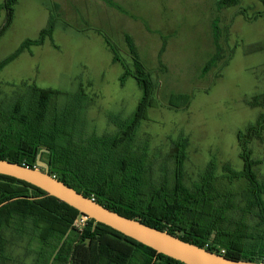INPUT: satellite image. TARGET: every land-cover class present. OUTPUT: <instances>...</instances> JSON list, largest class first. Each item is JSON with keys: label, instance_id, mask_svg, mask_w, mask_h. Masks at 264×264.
<instances>
[{"label": "rangeland", "instance_id": "obj_1", "mask_svg": "<svg viewBox=\"0 0 264 264\" xmlns=\"http://www.w3.org/2000/svg\"><path fill=\"white\" fill-rule=\"evenodd\" d=\"M44 1L18 0L15 4L13 20L0 35V61L24 40L38 37L47 23V11L41 6ZM115 1L127 9V14L101 2L95 4L101 29L127 63L126 68L112 62L110 50L96 36L56 30L52 40L59 50L47 40L0 70V107L7 110L11 102L27 99L33 85L51 89L56 93L46 109L48 121L65 124L74 142H86L92 134H114L132 117L142 97L132 74L121 80L125 70L134 71L123 37L128 33L155 81L151 101L134 128L129 148L131 154L143 160L146 182L154 187L163 181L168 186L173 184L172 142L182 138L186 141L185 186L192 188L200 183L212 163L216 200L220 198L217 202L224 203V196L230 198L225 226L233 228L243 222L246 232H254L257 219L252 212H243L248 182L244 178L228 180L223 166L242 170L238 133L264 114V5L260 0H240L218 9V0ZM5 18L1 9L0 30ZM214 20L221 31L224 58L201 74L214 52ZM247 148L255 160L253 169L264 183V127L260 136L250 139ZM40 160L46 161L47 157L40 155ZM4 233L8 259L0 264H40L42 260L64 264L53 261L52 256L57 245L66 248L70 239L43 243L31 230L19 235L5 228Z\"/></svg>", "mask_w": 264, "mask_h": 264}, {"label": "trees", "instance_id": "obj_2", "mask_svg": "<svg viewBox=\"0 0 264 264\" xmlns=\"http://www.w3.org/2000/svg\"><path fill=\"white\" fill-rule=\"evenodd\" d=\"M17 1L3 0L0 3V10L6 13L0 35L11 24ZM239 1L218 0L216 7H228ZM260 1L264 5V0ZM55 23L51 15L37 38L24 40L0 61V70L22 52L30 51L32 46L41 45L46 39L52 40ZM212 32L214 52L202 66L201 74L224 58L219 42L221 31L216 20L212 22ZM125 42L134 71L125 70L121 80L132 74L142 89L137 108L125 125L121 124L112 135L92 134L86 142H74L65 124L59 126V123L48 121L46 109L56 92L33 85L27 99L11 102L7 110L0 107V159L36 167L37 155L46 156L44 162L48 164L49 174L106 208L227 258L264 263V183L253 169L255 160L247 148L251 138L260 136L264 114L244 132L238 133L244 162L242 170H235L228 164L223 166L224 177L228 180L244 178L248 182L243 193L246 200L243 212H252L257 219V225L253 227L255 231L248 233L243 222L236 223L233 228L225 226L230 198L224 196V203L217 202L220 198L216 200L218 193L212 163L206 167L200 183L192 188L185 186L184 139L172 142L175 158L173 184L168 186L163 181L154 187L146 182L144 162L131 154L129 148L134 128L144 116L146 104L151 101L155 81L129 35H125ZM106 43L112 52V61L126 68L127 63L119 57L116 47L108 39ZM164 47L165 41L160 53ZM228 59L222 64L225 65ZM13 197L18 198L0 206V262L8 259L4 229L11 228L19 235L31 230L43 243L50 240L62 243L70 239L66 248L57 245L52 256L53 261L64 264H151L152 261L154 264H184L94 219L87 218L83 225H77L82 214L75 208L30 183L0 174V203ZM39 263L47 262L42 260Z\"/></svg>", "mask_w": 264, "mask_h": 264}, {"label": "water", "instance_id": "obj_3", "mask_svg": "<svg viewBox=\"0 0 264 264\" xmlns=\"http://www.w3.org/2000/svg\"><path fill=\"white\" fill-rule=\"evenodd\" d=\"M0 174L30 183L47 195L78 210L83 216L103 223L120 233L154 249L157 253L183 262L184 264H264L251 260H235L187 242L167 231L151 227L137 219L129 218L104 207L93 198L84 196L73 187L58 180L48 171V164L37 155V166L30 167L5 159H0ZM13 197L0 206L17 199ZM151 264H154L152 261Z\"/></svg>", "mask_w": 264, "mask_h": 264}, {"label": "crops", "instance_id": "obj_4", "mask_svg": "<svg viewBox=\"0 0 264 264\" xmlns=\"http://www.w3.org/2000/svg\"><path fill=\"white\" fill-rule=\"evenodd\" d=\"M95 1L101 2L107 8H111L113 10H117L119 12L127 14V9L121 6L115 0H45L44 2H42L41 6L44 7V9L47 11V22L51 15L56 21L55 28L52 33V38L56 30L72 33L74 35L86 36L88 38L96 36L103 44V46H106V48L110 50L109 46L106 43V39H108L111 43L112 41L101 29L99 11L97 10ZM130 17L133 18V16ZM125 35L130 36V34L125 33L123 36L124 39ZM47 40L50 39H46L45 42ZM50 41L52 48H54L55 50H59V45L54 43L53 40ZM43 44L37 46H42ZM37 46H32L30 48V51L24 52L31 53L34 47Z\"/></svg>", "mask_w": 264, "mask_h": 264}, {"label": "built area", "instance_id": "obj_5", "mask_svg": "<svg viewBox=\"0 0 264 264\" xmlns=\"http://www.w3.org/2000/svg\"><path fill=\"white\" fill-rule=\"evenodd\" d=\"M87 218L88 217H86V216H80L78 219H77V225H83L84 223H85V221L87 220ZM222 251H224L223 249H222Z\"/></svg>", "mask_w": 264, "mask_h": 264}]
</instances>
